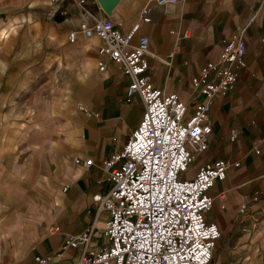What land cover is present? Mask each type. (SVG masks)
I'll list each match as a JSON object with an SVG mask.
<instances>
[{"label":"crops","instance_id":"1","mask_svg":"<svg viewBox=\"0 0 264 264\" xmlns=\"http://www.w3.org/2000/svg\"><path fill=\"white\" fill-rule=\"evenodd\" d=\"M15 1L0 0V12L35 5L39 9L30 15L37 22L53 21H47L49 35L56 30L57 19L64 36L77 32L75 41L87 56L82 61V104L87 105L88 116L78 128L71 116L77 138L67 136L63 146L52 140L45 150L24 145L0 126V264H34L37 256L47 257L44 264H77L84 245L65 246V238L84 232L94 221L97 227L86 253L92 254L106 241L108 214L96 213L93 205V194L110 187L101 162L123 148L144 106L138 95L128 98L131 78L99 52L102 40L81 32L82 22L92 24L98 17L110 18L122 32L140 24L138 34L149 38L151 81L165 93L176 92L189 110L206 99L193 88L192 76L208 61L217 60L229 39L242 35L247 65L240 68L232 89L208 99L212 132L193 166L217 158L240 162L230 165L225 180L211 191L214 201L207 218L221 230L212 264H264V0ZM145 7L149 22L142 19ZM9 20L0 16V30ZM99 60L105 62L103 72L96 66ZM9 90L11 73L0 66V123L6 121L1 107L5 108ZM87 157L94 158L91 165L75 161Z\"/></svg>","mask_w":264,"mask_h":264},{"label":"built area","instance_id":"2","mask_svg":"<svg viewBox=\"0 0 264 264\" xmlns=\"http://www.w3.org/2000/svg\"><path fill=\"white\" fill-rule=\"evenodd\" d=\"M50 1L56 4L61 0ZM176 1L156 0L158 4ZM142 19L150 21L148 7L143 8ZM139 27L136 23L122 32L107 17L80 25L85 37L102 40L99 52L131 78L127 96L138 95L144 109L123 148L101 162L110 187L93 194V205L96 213L108 214L105 243L92 254L86 253L96 231L94 221L84 232L66 236L64 244L84 245L77 264H212L221 230L207 218L214 201L211 191L218 181L225 180L229 166L240 162L217 158L194 170L192 166L196 153L207 149L212 132L208 99L234 87L240 68L247 65V45L240 33L234 35L221 46L217 60L208 61L192 76L193 88L206 99L189 110L176 92L165 93L151 81L149 38L138 34ZM76 37V31L70 32L72 42ZM97 65L99 71L105 70L103 60ZM232 133L235 137L234 129ZM93 159L75 161L91 165ZM46 260L37 256L34 264Z\"/></svg>","mask_w":264,"mask_h":264},{"label":"rangeland","instance_id":"3","mask_svg":"<svg viewBox=\"0 0 264 264\" xmlns=\"http://www.w3.org/2000/svg\"><path fill=\"white\" fill-rule=\"evenodd\" d=\"M37 9L33 5L0 12L6 21L10 19L0 30V66L11 73V90L5 93V108L1 107L6 121L0 126L24 145L45 150L52 140L63 146L67 136L77 138L71 116L77 128L88 116L87 105L82 104V61L87 56L77 41L68 38L70 32L64 36L60 20H54L57 28L49 35L47 21H53L37 22L30 15Z\"/></svg>","mask_w":264,"mask_h":264},{"label":"water","instance_id":"4","mask_svg":"<svg viewBox=\"0 0 264 264\" xmlns=\"http://www.w3.org/2000/svg\"><path fill=\"white\" fill-rule=\"evenodd\" d=\"M103 6L106 8V9H108V5L107 4H105V3H103Z\"/></svg>","mask_w":264,"mask_h":264}]
</instances>
